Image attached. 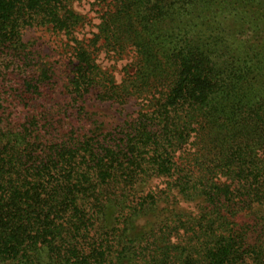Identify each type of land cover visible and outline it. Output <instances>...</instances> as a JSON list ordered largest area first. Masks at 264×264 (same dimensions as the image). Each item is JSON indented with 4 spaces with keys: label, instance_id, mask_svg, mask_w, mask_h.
<instances>
[{
    "label": "trees",
    "instance_id": "16d2710c",
    "mask_svg": "<svg viewBox=\"0 0 264 264\" xmlns=\"http://www.w3.org/2000/svg\"><path fill=\"white\" fill-rule=\"evenodd\" d=\"M77 1L0 0V264H264V0Z\"/></svg>",
    "mask_w": 264,
    "mask_h": 264
},
{
    "label": "rangeland",
    "instance_id": "374dc122",
    "mask_svg": "<svg viewBox=\"0 0 264 264\" xmlns=\"http://www.w3.org/2000/svg\"><path fill=\"white\" fill-rule=\"evenodd\" d=\"M98 4L99 2H96L95 0H82L73 3V10L78 14L82 15L86 21L85 25L79 28L75 34V38L79 42L84 41L86 44H89V40L92 39L94 35L98 32V26L101 22L100 11L98 13ZM43 36L46 38V43L47 40L52 39L51 43H47L49 44L48 47H50L49 50L46 51L47 54L52 56L53 60H58V56H53L54 53L52 52L57 48V52H59L57 54L63 57L64 60H62V63L66 65L69 62V60L67 59L66 51L70 50L67 45L70 44V46H72L75 44L73 43L72 39L65 37L57 38L53 36L52 33H48L46 31H40L35 33V38L37 39H40ZM44 41L45 40L42 39L39 41V43L41 44ZM134 59V52L129 53V55L123 57L120 60L118 58H113L111 55H108L105 52L101 51L99 53L98 62L103 68V70L112 72L116 77L117 82H120L124 75L123 68L126 66V64L134 61ZM66 81L67 79H63V83ZM139 104L140 101L134 100L131 101L129 104L120 107L119 105H112L111 102H107L102 104L96 103L94 108L98 109L97 111H101V113L104 114L107 120L112 119L116 122H122L125 116L131 117L134 113L138 111Z\"/></svg>",
    "mask_w": 264,
    "mask_h": 264
}]
</instances>
